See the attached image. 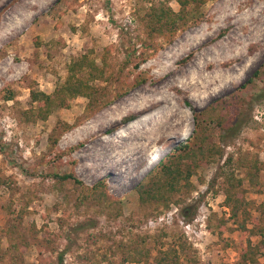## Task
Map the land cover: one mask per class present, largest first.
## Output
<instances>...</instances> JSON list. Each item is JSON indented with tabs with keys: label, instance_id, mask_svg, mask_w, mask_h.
<instances>
[{
	"label": "rangeland",
	"instance_id": "1",
	"mask_svg": "<svg viewBox=\"0 0 264 264\" xmlns=\"http://www.w3.org/2000/svg\"><path fill=\"white\" fill-rule=\"evenodd\" d=\"M153 5L181 9L178 0H0V264H59L60 255L61 264H153L173 245L179 264H238L241 245L256 241L231 218L219 173L231 157L264 227V0L190 1L198 16L188 27L150 37ZM84 55L104 76L80 73L87 94L40 112L31 93L54 94ZM197 121L222 156L167 208L142 203L136 188L160 177L157 163L176 144L193 143ZM251 154L262 163L258 185L252 167L237 166ZM65 173L104 186L110 206L78 204L73 180L56 178ZM9 225L22 231L19 256L6 251ZM134 249L148 254L127 260Z\"/></svg>",
	"mask_w": 264,
	"mask_h": 264
},
{
	"label": "trees",
	"instance_id": "2",
	"mask_svg": "<svg viewBox=\"0 0 264 264\" xmlns=\"http://www.w3.org/2000/svg\"><path fill=\"white\" fill-rule=\"evenodd\" d=\"M178 1L181 4V9L178 12H173L171 8L165 7L164 5H153L148 8L145 23L147 36L153 37L158 34L164 35L165 33L172 36L178 30L188 27L189 22L198 16V11L194 7L191 9L186 8L187 5L190 1L202 2L203 0ZM84 72L87 73L89 80L100 79L104 76V69L95 64L87 55H84L68 65L66 80L54 94L51 95L40 91H33L31 93L32 101H39L42 104L40 112H43L46 111L56 99L62 100L63 96L75 97L87 94L88 91L86 89H91V87L87 82L83 81L79 75ZM240 123L241 116L238 115V118L235 119L232 124L222 129L224 134H226L228 130L237 129ZM206 126V124L204 125L202 122L199 123L197 121L191 136L193 143H191L189 139L176 144L173 151L170 152L164 160L162 159L157 163L156 167L159 168L160 177L154 180L153 183L151 182L146 188H136L142 203L155 202L163 208H167L170 203L176 202L174 199L175 196L181 194L183 189H190L189 179L197 168L203 163L211 161L212 158L222 156V150L218 144L208 140L209 128ZM204 132H208V134L206 135ZM227 162L228 165L220 168L219 173L223 177L225 183L223 191L224 204L229 207L230 216L236 222L241 236L247 232L250 236L256 237L255 242L247 239L246 244L241 245L238 264H257L259 257L264 253V227L260 226L258 220H255L250 214L252 203L245 201L244 195L239 192V186H241L242 180L235 176L231 168L233 165L231 163V157H228ZM243 165L252 167V170L248 171L249 182L250 184L258 185L259 180L256 178L262 165L258 156L256 154H251L249 157L245 156L241 158L240 165L237 166L240 167ZM56 178L65 182L68 179L73 180V189L78 191L76 198L78 204H96L102 208H108L112 202L105 187L101 184L86 187L72 173L56 175ZM20 215L21 214H19V217ZM222 226L223 224H221V232L224 230ZM21 233V229L13 225H9L4 230L3 234L6 235L8 240L6 251L11 255L19 256L21 254V245L25 243V241L21 243L17 241L19 238H22ZM147 254L146 251L142 252L139 249H134L130 251V257L127 258V260L139 262L142 261V257L144 255L147 256ZM61 261L62 257L60 255L58 258L59 264H61ZM153 264H179V255L176 247L173 245L166 249H158Z\"/></svg>",
	"mask_w": 264,
	"mask_h": 264
},
{
	"label": "bare ground",
	"instance_id": "3",
	"mask_svg": "<svg viewBox=\"0 0 264 264\" xmlns=\"http://www.w3.org/2000/svg\"><path fill=\"white\" fill-rule=\"evenodd\" d=\"M250 1V0H249ZM229 17V16H228ZM226 18V17H225ZM235 24V23H234ZM232 62V61H231ZM224 65H225V63H224ZM231 65V64H230ZM150 119H152V118H149L148 120H150ZM144 121H147V119L145 120V119H141V120H139L138 122H136V123H133L132 125H130L129 126V129L130 128H133V127H135V126H138L141 122H144ZM128 129V128H127ZM127 131L126 130H124V129H122V130H119L117 133V135L116 136H118V137H120V136H122V135H124L125 133H126ZM182 135H186V133H182ZM158 154V153H157ZM150 160H152V159H150Z\"/></svg>",
	"mask_w": 264,
	"mask_h": 264
},
{
	"label": "built area",
	"instance_id": "4",
	"mask_svg": "<svg viewBox=\"0 0 264 264\" xmlns=\"http://www.w3.org/2000/svg\"><path fill=\"white\" fill-rule=\"evenodd\" d=\"M188 226H189V224L186 225V227H188Z\"/></svg>",
	"mask_w": 264,
	"mask_h": 264
}]
</instances>
